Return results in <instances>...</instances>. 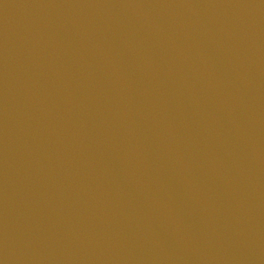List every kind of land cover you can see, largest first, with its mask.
Wrapping results in <instances>:
<instances>
[{
    "label": "water",
    "instance_id": "obj_1",
    "mask_svg": "<svg viewBox=\"0 0 264 264\" xmlns=\"http://www.w3.org/2000/svg\"><path fill=\"white\" fill-rule=\"evenodd\" d=\"M0 264H264V0H0Z\"/></svg>",
    "mask_w": 264,
    "mask_h": 264
}]
</instances>
